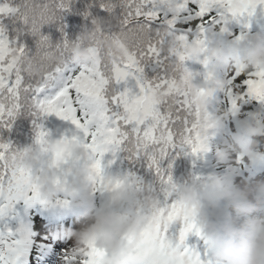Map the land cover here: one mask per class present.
Wrapping results in <instances>:
<instances>
[{"label": "rangeland", "instance_id": "1", "mask_svg": "<svg viewBox=\"0 0 264 264\" xmlns=\"http://www.w3.org/2000/svg\"><path fill=\"white\" fill-rule=\"evenodd\" d=\"M153 1H149V5ZM161 2L172 11L185 10V4L180 0ZM141 4L142 0H139L132 6ZM263 23L264 10H258L257 15L250 21H231L228 31L231 35L235 34V39L231 40L228 34L224 35L221 42L225 51L219 49L216 55L209 46L200 48L186 43L176 39L166 29L149 24L133 23L126 25L123 30H94L92 43L99 47L103 55L108 97H111L117 81L128 78L124 74L126 69L130 72L140 70L145 79L144 90L133 103L121 108L117 126L111 129L114 141L122 146V154L119 152L115 157H105V182L111 187L103 192L102 202L100 197L95 215L115 216L120 220H141V217L150 216L148 212L157 209L162 218L169 217L171 222L175 218L179 222L181 209L188 205L182 199V192L190 185L195 183L207 189L211 180L221 175H234L237 183L254 176L256 179H264V166L249 170L247 165L226 166L220 161L227 141L233 138L228 131L229 120L245 123V138L261 141L259 152H264V137L250 133L252 128L260 129V122L256 118L258 112L256 111L253 117L249 112L251 101L233 87V75L243 74L249 77L252 93L259 95L264 92V37L257 34V26ZM241 33H244L243 39L240 38ZM212 38L210 35V39ZM149 47L153 51L149 52ZM238 54H244L243 60ZM15 55L16 51L10 54L0 52V61L6 70L10 69L13 75L22 76L26 82L33 81L37 74L42 75L40 72L43 71L44 65L32 61L25 68L30 70L29 72H14L18 62L14 58ZM232 56L233 58H230ZM151 65H160V68L153 73ZM21 66L24 64L21 63ZM186 91L189 93L190 104L185 110L178 112L176 104L184 98L182 94ZM229 100L238 107L234 108ZM262 107L258 105V109ZM157 110L165 114L170 112L176 120V123L168 125L171 135H164L156 126L154 117ZM206 114L210 151L198 159L186 152L173 154L168 158L172 154L170 146L173 142L179 143L180 139L187 135L183 131L184 119H187L190 125L199 124ZM37 123L42 124L49 133L42 141L36 137ZM150 126L154 127L152 136L145 137L143 132ZM75 134L76 129L70 122L55 116L37 117L30 107H25L18 114L10 130L0 129V142L9 143L12 148L7 153L8 167L23 173L35 199L48 190V181L53 180L58 182L57 191L72 197V209H81L77 200L82 190L87 193V203L93 201L94 197L90 195L93 178L89 160L91 154L79 139L73 137ZM165 152L167 155L162 158ZM146 156L154 158L166 174L172 175L177 188L171 191L169 202L175 201L178 208L173 209L170 203L165 204L163 186L155 171L149 169L147 162L143 160ZM68 169L69 175L59 178L64 176L61 170ZM198 176L201 178L197 179ZM28 202L30 201L21 198L18 204L15 203L12 208L0 213V231L11 228L21 233L20 239L8 238L5 243L6 253L18 252L23 246V241L29 237L25 264L36 251H40L37 247V243L41 242L39 233L46 231L51 220L50 212L36 216L27 215L28 211L24 210L31 208L27 205ZM21 206L23 208H20ZM227 210V201H222L217 214H223ZM152 219L155 222L154 218ZM78 221L77 227L73 226L72 231L70 228V235H66L64 243L53 249L57 256L49 264H65L66 255L69 257L66 264H87L88 260L94 257H99L98 264H105L112 259L113 253L96 246L92 238L94 227L88 224L85 218ZM167 222L169 223V220ZM174 227L179 229V225ZM142 230L141 224L139 231L133 235ZM55 240L56 238H53V241ZM156 241L157 239H152L149 247H140L137 252L149 249ZM146 243L143 241L139 245ZM188 243L201 252L205 248L203 240L200 243L198 237H191ZM135 247L134 244L133 248ZM182 252L181 248L175 251ZM127 255L125 252L123 257L126 258ZM126 260L131 263L130 259Z\"/></svg>", "mask_w": 264, "mask_h": 264}, {"label": "snow or ice", "instance_id": "2", "mask_svg": "<svg viewBox=\"0 0 264 264\" xmlns=\"http://www.w3.org/2000/svg\"><path fill=\"white\" fill-rule=\"evenodd\" d=\"M73 2L74 0H48L47 3L37 4L36 0H21V3L16 5L14 0H0V48L12 43L25 47L21 44L20 37L29 34L26 27L30 19L33 23L40 19L37 16V9L41 12L44 9L57 11L60 21L66 12L72 10ZM180 2L186 5V11L179 19H173L167 11L158 10L154 6H150L149 12L157 13V21L175 24L183 32L201 29L206 34L209 23L228 25L233 20L250 21L257 15L258 10H264V0H207V2L206 0H180ZM108 3L109 0H103L101 4V10L107 13ZM205 7L206 11H202ZM193 19L200 21L196 28L187 26ZM13 32H15V38L12 36ZM240 38H244V33H241ZM66 39L67 37L64 40ZM148 51L151 52L153 49L149 47ZM159 68L160 65L150 66L153 73ZM5 71L6 68L0 61V129L10 130L16 117L25 107H30L37 117L55 116L70 122L77 133L73 137L88 147L95 157L93 165L96 172L95 191L109 190L111 185L106 183L104 178L105 157L108 155L115 157L119 153V149L114 147L115 141L111 129L117 126L121 108L133 103L144 90L145 79L140 70L130 72L126 69L124 74L128 78L117 81L111 97L101 95L107 88L103 80L86 79L88 69H77L73 66L63 69L55 68L46 72L42 80L27 82L22 76L13 75L11 72L5 76ZM233 87L246 99L264 106V92L259 95L252 93L248 76L234 74ZM182 95L184 98L176 104L178 112L185 110L190 104L189 93L186 91ZM228 102L232 104V101ZM232 106L238 107L236 104ZM188 114H191L190 111ZM154 119L156 126L164 135H171L168 125L176 123V120L172 118L170 112L165 114L157 110ZM206 119L207 114L199 124L191 125L187 119H184L183 131L187 135H184L179 143L173 142L170 146L172 154L168 158L180 152L199 158L210 151L208 144L210 134ZM36 127L38 140L42 141L49 135L42 124L37 123ZM153 131L154 127L150 126L144 130L143 135L151 137ZM11 149L9 143L0 142V213L12 208L21 198L37 201L30 193L23 173L8 167L7 153ZM163 155H167V152L162 154V158ZM137 160L140 159L137 158ZM143 160L147 162V167L153 169L159 177L160 184L163 186L165 204H169L171 191L177 188L172 175L166 174L154 158L146 156ZM61 171L65 177L70 173V169ZM170 207L176 209L178 204L172 201ZM177 225L179 229L174 232L173 228ZM173 228L163 230L158 240L149 249L141 251L132 258L131 264H217L205 243L204 231L194 213L182 214L179 222L174 218ZM9 237L20 239L21 233L11 228L0 231V264H25L29 237L23 241V246L18 252L6 253L5 243ZM191 237L203 240L205 248L202 252L188 243ZM177 248L183 250L182 256L178 257L175 254ZM68 259L66 255L65 264ZM98 259L99 257L90 258L87 264H98Z\"/></svg>", "mask_w": 264, "mask_h": 264}, {"label": "clouds", "instance_id": "3", "mask_svg": "<svg viewBox=\"0 0 264 264\" xmlns=\"http://www.w3.org/2000/svg\"><path fill=\"white\" fill-rule=\"evenodd\" d=\"M250 133L264 137V129L252 128ZM261 145V141L247 138L242 144L233 137L227 141L220 161L226 166L247 165L249 170L264 166ZM182 199L190 206L197 205L196 220L217 264H264V179L249 177L237 183L236 176L221 175L214 177L207 189L195 183L185 188ZM222 201H227L228 210L217 214ZM77 202L87 207L85 190L80 192ZM88 218L95 229L92 238L96 246L113 253L105 264H122L123 254L129 250L123 245V238L138 232L143 222L136 218L97 216L91 210Z\"/></svg>", "mask_w": 264, "mask_h": 264}, {"label": "trees", "instance_id": "4", "mask_svg": "<svg viewBox=\"0 0 264 264\" xmlns=\"http://www.w3.org/2000/svg\"><path fill=\"white\" fill-rule=\"evenodd\" d=\"M138 1L109 0L107 13L101 10L103 0H74L72 10L66 12L60 21V16L57 11L44 9L41 12L40 9H37V16L40 19L36 23H33L30 19L26 27V31L29 34L20 37V42L25 47L17 43L5 44L3 48H0V52L10 54L16 51L14 58L18 62L14 67V72H29L30 70L25 68L30 61L36 64L42 63L44 65L43 71L40 72L42 75L37 74L33 81L42 80L44 78L43 74L55 68L63 69L73 66L77 69H88L86 79H100L107 85L103 71L104 63L102 52L97 45L92 43L94 30L98 28H102L103 30L109 28L123 30L126 28V25L133 23L149 24L155 27L159 24V27H164V23L157 21V13L149 12L150 6L157 7L163 4L161 0H142L140 6L133 7L132 5L138 3ZM149 1H153V3L149 5ZM14 2L16 5H19L21 0H14ZM47 2L48 0H36L37 4ZM157 8L166 11L163 7ZM162 14L163 12L161 11V17ZM182 14L177 15L176 18L179 19ZM199 23L200 21L193 19L187 26L196 28ZM226 27L227 25L223 23H217L210 29L216 33H222ZM173 29L188 42L197 43L200 47L207 45L206 34L204 32L201 35L195 36L194 31L183 32L175 24ZM42 34L49 38H46ZM12 36L15 38V32L12 33ZM65 37H67L66 40H64ZM21 63L24 64L23 67ZM19 67L21 69H18ZM9 72H11L10 69L6 70L4 75L7 76ZM106 94L107 88L101 95L103 97ZM258 105V103L251 102L249 111L252 115L256 111L258 112L256 118L260 122L261 129H264V106L262 109H258ZM114 147L119 149V152L122 154V146L119 142H115ZM94 163L95 157L92 160V169L96 177V172L93 167ZM93 191L98 194L95 191V183L93 185ZM87 219L89 220L88 215ZM42 239H45L43 235Z\"/></svg>", "mask_w": 264, "mask_h": 264}, {"label": "bare ground", "instance_id": "5", "mask_svg": "<svg viewBox=\"0 0 264 264\" xmlns=\"http://www.w3.org/2000/svg\"><path fill=\"white\" fill-rule=\"evenodd\" d=\"M245 123L242 121H239L238 123H235L233 121L230 122L229 120V125H228V131L230 134H232V137L238 138L240 142L243 144L245 138L244 131H245ZM252 141H258L255 140L254 138L250 139ZM255 177V176H254Z\"/></svg>", "mask_w": 264, "mask_h": 264}]
</instances>
